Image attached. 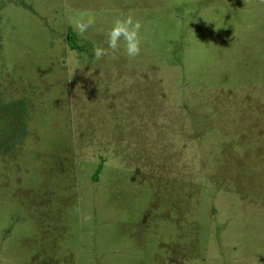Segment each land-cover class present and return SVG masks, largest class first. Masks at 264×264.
Returning <instances> with one entry per match:
<instances>
[{"label":"rangeland","instance_id":"374dc122","mask_svg":"<svg viewBox=\"0 0 264 264\" xmlns=\"http://www.w3.org/2000/svg\"><path fill=\"white\" fill-rule=\"evenodd\" d=\"M0 264H264V2L0 0Z\"/></svg>","mask_w":264,"mask_h":264},{"label":"clouds","instance_id":"9594fccd","mask_svg":"<svg viewBox=\"0 0 264 264\" xmlns=\"http://www.w3.org/2000/svg\"><path fill=\"white\" fill-rule=\"evenodd\" d=\"M264 2V0H262ZM70 7V5H66ZM73 27L78 34L83 35L89 29L96 26V16L91 13L82 14L72 21ZM142 22L135 18L132 14H121L114 19L112 26L105 32L106 40L101 44H94L93 54L96 60L104 57L115 58L123 48V54L129 59H135L141 54L143 38L141 30ZM91 219V217H86Z\"/></svg>","mask_w":264,"mask_h":264}]
</instances>
